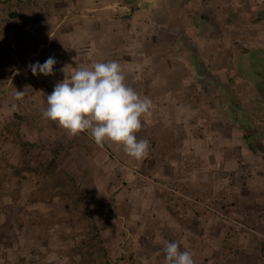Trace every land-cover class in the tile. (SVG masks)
<instances>
[{
  "label": "crops",
  "instance_id": "obj_1",
  "mask_svg": "<svg viewBox=\"0 0 264 264\" xmlns=\"http://www.w3.org/2000/svg\"><path fill=\"white\" fill-rule=\"evenodd\" d=\"M41 1L26 11L34 38L26 67L49 57L57 63L54 75L29 71L39 86L28 92L33 118L24 121V139L36 140L33 119L57 82L76 68L116 61L127 86L152 101L136 133L149 141L148 155L136 160L92 139L82 152L106 176L94 192L110 198L142 241L140 261L164 264L169 241L190 251L194 264H264L263 240L201 209L166 204L158 185L176 176L207 202L233 208L236 219L244 206L264 207V0ZM43 119L44 131L65 132ZM256 225L262 231L264 220Z\"/></svg>",
  "mask_w": 264,
  "mask_h": 264
},
{
  "label": "rangeland",
  "instance_id": "obj_2",
  "mask_svg": "<svg viewBox=\"0 0 264 264\" xmlns=\"http://www.w3.org/2000/svg\"><path fill=\"white\" fill-rule=\"evenodd\" d=\"M33 42L31 35L24 36L17 61L6 58L0 71V104L7 106L0 107V264H144L135 249L142 241L134 240L125 215L112 208L104 193L94 192V185L107 182L82 152L91 150V138L85 132L70 138L66 130L44 131L39 112L33 119L36 140L26 144L24 121L33 118L26 112L28 92L39 86L32 84L26 67ZM16 91L26 94L17 100ZM229 210L234 209L227 210L234 217ZM240 211L239 220L253 231L238 229L264 241V229L256 225L257 217L264 220V207ZM119 215L131 232L126 242ZM258 248L264 258V247Z\"/></svg>",
  "mask_w": 264,
  "mask_h": 264
},
{
  "label": "clouds",
  "instance_id": "obj_3",
  "mask_svg": "<svg viewBox=\"0 0 264 264\" xmlns=\"http://www.w3.org/2000/svg\"><path fill=\"white\" fill-rule=\"evenodd\" d=\"M56 63L55 58L49 57L43 64L36 62L28 68L33 76H50L54 75ZM25 94V91H16L14 98L20 100ZM46 103L42 117L56 122L70 138L87 132L98 146L105 142L119 145L126 155L136 160L148 155L149 141L137 139L136 133L142 128L141 118L151 115L152 101L127 86L116 61L76 68L55 84ZM162 254L164 264H194L193 254L181 251L176 242L164 241ZM144 264H148L146 258Z\"/></svg>",
  "mask_w": 264,
  "mask_h": 264
},
{
  "label": "built area",
  "instance_id": "obj_4",
  "mask_svg": "<svg viewBox=\"0 0 264 264\" xmlns=\"http://www.w3.org/2000/svg\"><path fill=\"white\" fill-rule=\"evenodd\" d=\"M41 7V0H0V71L3 61L11 58L17 61L19 45L24 36L31 33V28L26 25V11L32 7ZM128 11L130 9L128 8ZM158 185L162 191L163 200L170 206L179 203L190 205L194 208L206 211L218 218L230 220L238 228L253 229L242 220L231 217L224 206H215L207 202L201 195L194 192L189 186L183 185L176 176L168 179H160ZM124 241L131 238V232L125 224L124 217L118 216Z\"/></svg>",
  "mask_w": 264,
  "mask_h": 264
},
{
  "label": "trees",
  "instance_id": "obj_5",
  "mask_svg": "<svg viewBox=\"0 0 264 264\" xmlns=\"http://www.w3.org/2000/svg\"><path fill=\"white\" fill-rule=\"evenodd\" d=\"M26 144H32V143H29V142H28V143H26ZM261 244H262V247H264L263 242H262Z\"/></svg>",
  "mask_w": 264,
  "mask_h": 264
}]
</instances>
